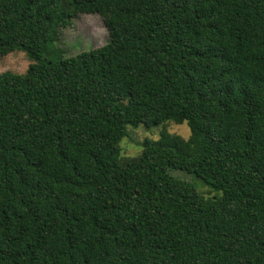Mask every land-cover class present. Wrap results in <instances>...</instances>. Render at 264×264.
<instances>
[{"label":"trees","instance_id":"16d2710c","mask_svg":"<svg viewBox=\"0 0 264 264\" xmlns=\"http://www.w3.org/2000/svg\"><path fill=\"white\" fill-rule=\"evenodd\" d=\"M82 14L108 40L63 58ZM16 50L0 264H264V0H0V56ZM168 121L190 137L121 156L127 127Z\"/></svg>","mask_w":264,"mask_h":264},{"label":"rangeland","instance_id":"374dc122","mask_svg":"<svg viewBox=\"0 0 264 264\" xmlns=\"http://www.w3.org/2000/svg\"><path fill=\"white\" fill-rule=\"evenodd\" d=\"M108 40V32L101 17L97 15L82 14L71 20L68 28L62 29L56 47L63 51V58L74 56L84 51L103 46ZM52 57L51 59H53ZM29 60L24 52L16 50L0 56V74L10 71L16 74H24L29 66ZM166 131L171 135L179 136L187 140L190 137V130L187 124H175L171 121L156 125L146 126L138 124L136 127H127V135L119 144L121 156L126 158L136 157L142 151V143L145 140H157L160 133ZM171 176L187 183H191L199 193L207 196L214 194L207 187L198 182L192 174L180 171H172Z\"/></svg>","mask_w":264,"mask_h":264}]
</instances>
